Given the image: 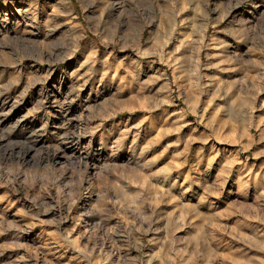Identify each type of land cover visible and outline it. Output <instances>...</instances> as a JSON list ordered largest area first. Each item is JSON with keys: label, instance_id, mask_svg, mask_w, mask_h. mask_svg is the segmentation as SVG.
I'll use <instances>...</instances> for the list:
<instances>
[{"label": "rangeland", "instance_id": "obj_1", "mask_svg": "<svg viewBox=\"0 0 264 264\" xmlns=\"http://www.w3.org/2000/svg\"><path fill=\"white\" fill-rule=\"evenodd\" d=\"M0 264H264V0H0Z\"/></svg>", "mask_w": 264, "mask_h": 264}, {"label": "clouds", "instance_id": "obj_2", "mask_svg": "<svg viewBox=\"0 0 264 264\" xmlns=\"http://www.w3.org/2000/svg\"><path fill=\"white\" fill-rule=\"evenodd\" d=\"M238 2H239V0H238ZM33 19L35 20V17H33Z\"/></svg>", "mask_w": 264, "mask_h": 264}]
</instances>
